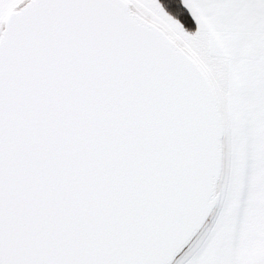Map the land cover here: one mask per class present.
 Masks as SVG:
<instances>
[{
	"label": "snow or ice",
	"instance_id": "1",
	"mask_svg": "<svg viewBox=\"0 0 264 264\" xmlns=\"http://www.w3.org/2000/svg\"><path fill=\"white\" fill-rule=\"evenodd\" d=\"M0 264H264V0H0Z\"/></svg>",
	"mask_w": 264,
	"mask_h": 264
}]
</instances>
